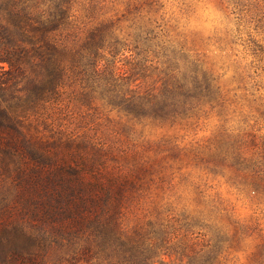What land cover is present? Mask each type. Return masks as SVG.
Instances as JSON below:
<instances>
[{"label":"trees","instance_id":"obj_1","mask_svg":"<svg viewBox=\"0 0 264 264\" xmlns=\"http://www.w3.org/2000/svg\"><path fill=\"white\" fill-rule=\"evenodd\" d=\"M224 1L261 61L264 0ZM107 2L0 0V179L11 172L44 246L67 249L58 264H223V240L154 201L180 147L145 134L225 103L217 77L138 0L122 19ZM231 156L264 181V151Z\"/></svg>","mask_w":264,"mask_h":264},{"label":"rangeland","instance_id":"obj_2","mask_svg":"<svg viewBox=\"0 0 264 264\" xmlns=\"http://www.w3.org/2000/svg\"><path fill=\"white\" fill-rule=\"evenodd\" d=\"M138 1L155 26L214 73L225 99L172 128L146 129L147 139L168 136L180 147L170 160L172 187L155 191L153 199L168 202L172 214L195 232L223 240V264H264V181L251 171L241 174L240 168L251 167L231 156L240 151L251 158L264 151V59L246 48L248 36L224 0ZM127 2L108 0L102 14L122 19ZM251 32L260 40L262 34ZM2 174L0 264H58L67 249L50 241L44 246L39 230L30 228L21 189L11 172ZM255 179L261 185L258 195L244 183H258Z\"/></svg>","mask_w":264,"mask_h":264}]
</instances>
